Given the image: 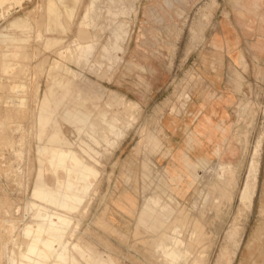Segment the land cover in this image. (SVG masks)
Listing matches in <instances>:
<instances>
[{
  "label": "rangeland",
  "instance_id": "1",
  "mask_svg": "<svg viewBox=\"0 0 264 264\" xmlns=\"http://www.w3.org/2000/svg\"><path fill=\"white\" fill-rule=\"evenodd\" d=\"M262 205L264 0H0V264H264Z\"/></svg>",
  "mask_w": 264,
  "mask_h": 264
},
{
  "label": "bare ground",
  "instance_id": "2",
  "mask_svg": "<svg viewBox=\"0 0 264 264\" xmlns=\"http://www.w3.org/2000/svg\"><path fill=\"white\" fill-rule=\"evenodd\" d=\"M5 54H8L10 55L11 57L14 56V52L13 51H6ZM9 60H4L5 63H7ZM47 107V104L46 103H42V107L40 108V110L38 111V116H37V122H38V125L40 127V123L42 124L44 121H47L49 119L50 121V115H49V111H47L46 109ZM89 140V143L92 142L91 138L88 139ZM94 141V140H93ZM52 147V152L49 153V149H50V146H47L45 145L44 146V155L45 157H48L49 158V163L50 164H53L54 163V159H57L61 164H65L68 162L69 164V169H68V174H69V178L66 180L67 182H65L64 184V192H63V199L62 200H59L55 195H52V194H48L46 193L45 189L41 186V185H36L35 188H34V191H33V196L35 197H39V198H42V199H47L48 201L52 202V203H56L58 204L59 206L61 207H64V208H68V209H71V208H74L75 206H71L70 205V202H72L70 199H79V197H81V193L79 192L80 189H81V186L77 185L76 183V175L77 173L82 169L84 170V172H88V171H91L93 170L88 164L87 162H84V158L82 155L78 154L77 152H75V150H69L67 156H64V151L62 150H59V147L57 146H51ZM93 149H95V151H98V146L96 145V142L95 144L93 145ZM234 170V169H233ZM228 175V174H227ZM41 176V174H40ZM194 176V175H193ZM232 177V176H231ZM42 178V176H41ZM196 178V177H194ZM237 178V177H236ZM40 179V178H39ZM232 180V179H231ZM229 180V181H231ZM236 180V179H235ZM38 181H41L38 180ZM232 184L234 183L233 180L231 181ZM229 183V182H228ZM236 183V182H235ZM231 184V183H229ZM232 186V185H231ZM235 187V185H233ZM232 186V187H233ZM59 188H62L63 187V181H60L59 182V185H58ZM232 189V188H231ZM232 194V193H231ZM73 195V196H72ZM232 198V196H230ZM160 200V199H159ZM158 202V201H157ZM264 206V205H262ZM261 206V207H262ZM154 207V206H153ZM152 207V208H153ZM169 211V210H168ZM160 212V211H159ZM41 214L43 216V218H45L46 216V212L45 211H41ZM56 216V218L58 220H60L61 222H56L55 224V227L57 228H63L64 226L68 225L69 224V220L60 215V214H53V216ZM20 217V216H19ZM8 228V227H7ZM197 228V227H196ZM203 228V227H201ZM213 230V229H212ZM55 231H58V230H55ZM204 231V230H203ZM59 232V231H58ZM201 232V231H199ZM198 232V233H199ZM61 233V232H60ZM203 233V232H202ZM205 233V231H204ZM207 233V232H206ZM201 234V233H200ZM199 234V235H200ZM198 235V236H199ZM203 237V236H202ZM201 237V238H202ZM206 237V234L205 236ZM208 237V236H207ZM206 237V238H207ZM210 237V236H209ZM200 238V236H199ZM200 238V239H201ZM198 239V238H197ZM198 239V241L200 240ZM209 239V238H208ZM200 242V241H199ZM201 243H203V240L201 241ZM193 245V244H192ZM202 245V244H201ZM177 254V253H176ZM174 255V254H173ZM204 255V254H203ZM203 257V256H202ZM205 257V256H204ZM206 259V257H205ZM204 259V260H205ZM202 262V261H201Z\"/></svg>",
  "mask_w": 264,
  "mask_h": 264
},
{
  "label": "crops",
  "instance_id": "3",
  "mask_svg": "<svg viewBox=\"0 0 264 264\" xmlns=\"http://www.w3.org/2000/svg\"><path fill=\"white\" fill-rule=\"evenodd\" d=\"M53 92L55 94V98H56V96H59L62 99V101H64L66 96H67V94L69 93V89L68 90L64 89L63 91H61L59 93H58V91L55 92V89H54ZM44 100H46V99H44ZM55 100H57V99H55ZM46 109H47V111H49V106H47Z\"/></svg>",
  "mask_w": 264,
  "mask_h": 264
}]
</instances>
